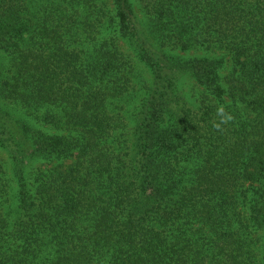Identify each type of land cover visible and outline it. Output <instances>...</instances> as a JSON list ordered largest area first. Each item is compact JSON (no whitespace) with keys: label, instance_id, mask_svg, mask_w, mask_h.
<instances>
[{"label":"trees","instance_id":"16d2710c","mask_svg":"<svg viewBox=\"0 0 264 264\" xmlns=\"http://www.w3.org/2000/svg\"><path fill=\"white\" fill-rule=\"evenodd\" d=\"M0 151V264H264V0H0Z\"/></svg>","mask_w":264,"mask_h":264},{"label":"rangeland","instance_id":"374dc122","mask_svg":"<svg viewBox=\"0 0 264 264\" xmlns=\"http://www.w3.org/2000/svg\"><path fill=\"white\" fill-rule=\"evenodd\" d=\"M135 8L137 10V13H138V16L141 20H143V22H147V19L144 15V13L140 10L138 4L135 2ZM122 42V46L124 48V50L126 51V53L130 56V59L134 62V64L136 65L138 71L144 76V77H147L149 78V71H148V68L140 61V59L137 57V55L134 53V51L130 48V46L123 40H121ZM180 55L184 56V57H196V56H205V55H211V54H208L206 52H203V51H199V52H188V53H179ZM221 55V54H219ZM214 56V54L212 55ZM230 70V63H228L226 65V68H225V71H224V74H226L228 71ZM194 85L195 83L192 81V80H189V79H185L183 81V84H182V89L184 90L185 94L189 97H191V92H192V89L194 88ZM1 152V151H0ZM2 157L3 158H6L7 161H8V158L6 156L5 153L2 152Z\"/></svg>","mask_w":264,"mask_h":264},{"label":"clouds","instance_id":"9594fccd","mask_svg":"<svg viewBox=\"0 0 264 264\" xmlns=\"http://www.w3.org/2000/svg\"><path fill=\"white\" fill-rule=\"evenodd\" d=\"M216 115L219 117L218 122L213 124V127L220 130L223 125L230 123L234 120L233 115L228 112L223 106H219L216 109Z\"/></svg>","mask_w":264,"mask_h":264}]
</instances>
